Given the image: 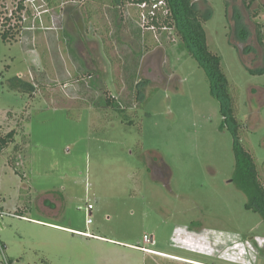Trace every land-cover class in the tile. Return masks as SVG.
<instances>
[{
    "label": "rangeland",
    "instance_id": "1",
    "mask_svg": "<svg viewBox=\"0 0 264 264\" xmlns=\"http://www.w3.org/2000/svg\"><path fill=\"white\" fill-rule=\"evenodd\" d=\"M17 1L0 0V19ZM194 2L264 186V103L249 97L264 88V47L255 64L236 38L240 24L264 33V0L247 11L242 0ZM50 10L45 28L0 39V132L16 128L28 159L23 179L13 147L0 151L4 254L14 264H264V222L234 180L232 134L177 31L149 28L127 1ZM17 76L34 89L15 88ZM49 188L63 198L55 218L37 204Z\"/></svg>",
    "mask_w": 264,
    "mask_h": 264
},
{
    "label": "trees",
    "instance_id": "2",
    "mask_svg": "<svg viewBox=\"0 0 264 264\" xmlns=\"http://www.w3.org/2000/svg\"><path fill=\"white\" fill-rule=\"evenodd\" d=\"M47 7L61 5L65 0H45ZM113 5L124 2L135 3L147 11L146 18L149 21L147 26L153 28L156 32L174 29L181 37V42L187 51L194 57L199 65L206 71L211 94L219 101L220 114L222 117L221 129L228 128L233 137V150L235 155L234 177L238 187L247 197L245 208L253 210L260 214L264 222V186L260 180V172L253 155L244 147L241 139L242 123L236 115L234 100L230 91V83L222 68V59L219 55L213 53L207 40V32L204 27L206 17L197 8L194 0H111ZM257 0H243L246 8L250 9ZM25 8L23 1L19 2L18 9ZM51 12L46 13L50 15ZM44 14V16L46 15ZM46 15V16H47ZM45 18V17H44ZM240 18V17H238ZM262 25L259 23L258 28ZM41 29V28H40ZM38 30V29H37ZM25 31H23L24 33ZM27 32V31H26ZM31 32V31H29ZM238 37L241 41L249 35V30L240 24L237 28ZM22 33L18 26L7 27L6 24L0 27V39L4 42H13ZM263 37L260 34V41ZM16 79L19 82L14 87L34 89V84L30 81H24L20 76ZM80 82V81H79ZM146 80L139 81L137 84L138 98L142 97ZM106 104L114 108H119L114 98H107ZM17 130L13 128L7 133L0 132V151L6 150L13 145V156L8 158V163L14 171L22 175L23 179L27 177V156L24 147L16 143ZM1 207V206H0ZM4 249V248H3ZM8 262L11 264L9 257ZM0 264H4L3 261Z\"/></svg>",
    "mask_w": 264,
    "mask_h": 264
},
{
    "label": "built area",
    "instance_id": "3",
    "mask_svg": "<svg viewBox=\"0 0 264 264\" xmlns=\"http://www.w3.org/2000/svg\"><path fill=\"white\" fill-rule=\"evenodd\" d=\"M21 1H23L25 8L20 11L18 6ZM49 12H51V10L47 7L45 0H18L14 9H10V13L0 19V27L6 24L7 27L18 26L24 31H35L40 28L43 29L45 28L44 14ZM93 208L92 204H88L86 207L88 224L92 222ZM5 214L4 210L0 207V216ZM3 248L4 246L0 241V250L3 255V262L4 264H10L4 254Z\"/></svg>",
    "mask_w": 264,
    "mask_h": 264
},
{
    "label": "flooded vegetation",
    "instance_id": "4",
    "mask_svg": "<svg viewBox=\"0 0 264 264\" xmlns=\"http://www.w3.org/2000/svg\"><path fill=\"white\" fill-rule=\"evenodd\" d=\"M257 1H255L256 4L258 3ZM255 2L253 3L252 7L254 6ZM243 5H244V3H243ZM244 7H245L244 9L246 11L250 10L252 8L251 7L250 9H248V8H246L245 5H244ZM256 12L257 11H255V13ZM256 16H258V14ZM258 25H259V23H256V26H255L256 29L254 28L255 32H254L253 35H251V31L253 30V28L252 27L249 28V26L247 25L248 26V30H249V35L245 39V41H241L239 39L238 32H237V29H236V38L239 41V46H238L239 50H242V48H244V47L247 48L245 50L246 57L248 56L253 61V63H255V64H258V63L263 61L261 59V56H262V50L261 49L264 47V44H263V42H264V33H263V30H262L263 28L261 27V29H259ZM234 32H235V30H234ZM260 34L263 37V39L261 41H260ZM241 44H243V45L241 46ZM255 88H256V90L252 91V94L249 96L250 97V102L253 105L255 104V106L259 107V105L261 106L264 103V88H261V87L260 88L255 87ZM251 118H256V120H259V118H260L259 112L257 114V112L253 110V113L251 114Z\"/></svg>",
    "mask_w": 264,
    "mask_h": 264
},
{
    "label": "crops",
    "instance_id": "5",
    "mask_svg": "<svg viewBox=\"0 0 264 264\" xmlns=\"http://www.w3.org/2000/svg\"><path fill=\"white\" fill-rule=\"evenodd\" d=\"M44 21H45V18H44ZM11 147H13V145H11L9 148H11ZM9 148H7V149H9ZM22 189L26 191V190H30L31 187L27 186V184L24 185V183H23V185L19 186L18 190L21 192ZM55 194H56V190L53 188H49V189L41 192V195L39 196L38 201H37L38 206L41 207V209L44 210V212L47 215H49V217L52 216L54 218H55V215H58L62 209V199H63L60 196H57ZM1 208L3 209L2 206H1ZM15 215H17L19 218H21V216H23V214L20 216L19 214H17V212L15 213ZM92 215H93V212H92ZM23 217H25V216H23ZM46 223L53 225L50 222H46ZM1 225H2V227L4 226L3 222H1ZM87 234H89V233H85V235H87ZM81 235H84V233L82 232ZM5 249H7L6 244H4V250ZM5 256L8 258L6 253H5ZM9 259L11 261V264H14V261L12 260V258L9 257Z\"/></svg>",
    "mask_w": 264,
    "mask_h": 264
}]
</instances>
